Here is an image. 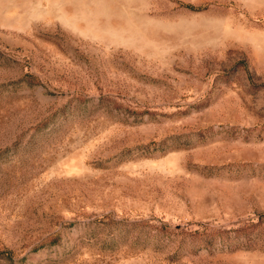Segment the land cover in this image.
<instances>
[{
  "label": "rangeland",
  "instance_id": "rangeland-1",
  "mask_svg": "<svg viewBox=\"0 0 264 264\" xmlns=\"http://www.w3.org/2000/svg\"><path fill=\"white\" fill-rule=\"evenodd\" d=\"M0 264H264V0H0Z\"/></svg>",
  "mask_w": 264,
  "mask_h": 264
}]
</instances>
